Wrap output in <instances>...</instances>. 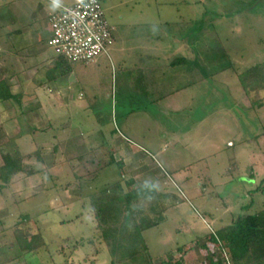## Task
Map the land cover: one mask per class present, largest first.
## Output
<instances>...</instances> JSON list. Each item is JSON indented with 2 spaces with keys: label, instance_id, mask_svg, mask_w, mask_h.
I'll use <instances>...</instances> for the list:
<instances>
[{
  "label": "rangeland",
  "instance_id": "rangeland-1",
  "mask_svg": "<svg viewBox=\"0 0 264 264\" xmlns=\"http://www.w3.org/2000/svg\"><path fill=\"white\" fill-rule=\"evenodd\" d=\"M4 1L0 80L19 97L0 102V167L24 157L25 170L0 177V264H112L91 201L118 181L127 192L152 183L163 194L168 220L144 233L155 264L220 259L210 237L264 209V91L248 93L238 76L264 62V0H102L117 54L74 64L92 107L60 112L19 93L25 55L16 7ZM155 47L162 57L141 55ZM134 65L160 76L153 97ZM38 235L43 245L26 254L24 242Z\"/></svg>",
  "mask_w": 264,
  "mask_h": 264
},
{
  "label": "trees",
  "instance_id": "trees-1",
  "mask_svg": "<svg viewBox=\"0 0 264 264\" xmlns=\"http://www.w3.org/2000/svg\"><path fill=\"white\" fill-rule=\"evenodd\" d=\"M59 59L60 63L56 67V73L59 75L70 72L72 64L77 63L62 56H59ZM182 61L188 62L186 58H182ZM238 76L248 93L264 91V62L250 67ZM18 97L11 93L6 81L0 80V102L15 100ZM255 103L262 105L263 99ZM35 154L40 157L39 151H35ZM23 158L5 157L4 165L0 167L3 182L8 183L14 175L24 172ZM113 163L114 158L103 167ZM119 165L122 166V163ZM27 174L33 175L35 170H30ZM134 182L133 179L128 180L126 186L129 187ZM161 197L163 198V194L158 193L152 183L142 184L127 192L121 181L100 189L92 196L91 210L101 237L108 247L112 264H155L144 233L167 221L164 213L166 208L157 200ZM142 203L144 209L140 207ZM210 240L220 243L222 252L220 259H211L213 264H264V209L256 213L240 214L232 223L220 228ZM82 244L83 240L78 245ZM42 245V238L38 235L31 242L25 241L23 247L27 254ZM167 264L173 263L170 261Z\"/></svg>",
  "mask_w": 264,
  "mask_h": 264
},
{
  "label": "crops",
  "instance_id": "crops-1",
  "mask_svg": "<svg viewBox=\"0 0 264 264\" xmlns=\"http://www.w3.org/2000/svg\"><path fill=\"white\" fill-rule=\"evenodd\" d=\"M46 1L48 4H44L41 0H5L3 2V5H6L7 3L14 4V7H16V9L14 8V12H16L17 15V23L20 25V28L18 31H16V34L21 37L19 39L21 42L18 44H21L20 51L24 53L25 56L23 58L22 64H17L16 69L18 70L15 69V71L18 73L16 76L18 78L21 77L26 82H22V89L19 93L21 95H29L30 93L32 99H35L34 102L40 107V109L43 110L46 109L60 112L67 110L66 108L68 105H76V107L79 106L80 109L90 110L92 107V101L89 99L85 90L87 85L80 83V79H77V72L74 64H96L99 63L98 58L100 56L96 60L89 63L77 62L72 64L71 71L66 74L59 75L56 73V67L60 63V59L48 44L52 35L49 15L64 5H62L59 0ZM3 21H5V19H3ZM27 35H29V38L28 42L25 43L26 40L24 37ZM115 43L116 40L114 37V44L110 47L109 51L103 55L110 57V51L116 55L117 50ZM138 50L146 52L142 48H138ZM160 51L161 49L159 47H155V49H153V52L155 53L146 52L141 55H149L152 53V56L155 55L156 57L160 58L162 55V52ZM163 53L165 54L163 57L167 56L166 58L168 59L169 54H166L165 52ZM185 55L183 54V56ZM173 62L174 61H172V64ZM131 69L136 72L138 70V75L140 76L138 79L140 81L136 82L137 85L140 84L141 88L146 89V94H149L150 90V94L153 97L155 94L154 91L161 86L158 82V79H155L159 78L160 76L153 75L152 73H156V71L153 70L151 73L149 70L150 68L146 69L142 66L134 65L131 67ZM188 85L189 84H186L185 86ZM28 89H31V91ZM164 91L165 90H163L164 96H170L171 98L175 96L173 91L171 94L168 93L167 95ZM157 92L162 95L161 90ZM160 94L158 96H160ZM174 110L176 109L174 108ZM192 253H194L192 256H196L200 252L199 250H193Z\"/></svg>",
  "mask_w": 264,
  "mask_h": 264
},
{
  "label": "built area",
  "instance_id": "built-area-1",
  "mask_svg": "<svg viewBox=\"0 0 264 264\" xmlns=\"http://www.w3.org/2000/svg\"><path fill=\"white\" fill-rule=\"evenodd\" d=\"M49 46L70 62L89 63L106 54L114 43L113 27L101 0L61 6L50 14Z\"/></svg>",
  "mask_w": 264,
  "mask_h": 264
}]
</instances>
